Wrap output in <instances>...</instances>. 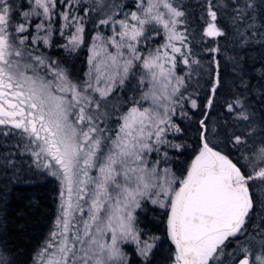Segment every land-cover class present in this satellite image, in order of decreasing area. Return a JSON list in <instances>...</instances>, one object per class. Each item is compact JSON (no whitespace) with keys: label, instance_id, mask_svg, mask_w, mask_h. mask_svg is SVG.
Masks as SVG:
<instances>
[{"label":"snow or ice","instance_id":"6c2138e0","mask_svg":"<svg viewBox=\"0 0 264 264\" xmlns=\"http://www.w3.org/2000/svg\"><path fill=\"white\" fill-rule=\"evenodd\" d=\"M57 3L58 0H34L31 11L21 12L15 0H0V125L10 124L27 133L39 149L33 155L50 158L44 167L52 170L51 175L61 180L64 189L61 215L56 221L58 231L51 233L52 240L42 253L45 264H121L125 256L117 241L130 238L139 242L133 228V211L140 207L142 198L152 196L156 197L151 199L153 204L167 209V235L174 245L172 264H221L226 242L244 230L253 208L249 182L264 180V167L246 175L242 165L238 166L209 145L204 120L200 121L202 144L183 178L171 176L165 169L162 182H157L156 167L149 169L146 158L159 150L155 145L165 143L163 137L168 128L180 130L171 117L176 114L179 100L175 97L183 85V79L175 75L177 54L183 64H189L190 50L187 54L183 51L187 37L177 29L183 23L180 18L184 12L170 0H141L137 11L130 13L131 23L127 17L112 21L120 26V31L109 41L116 53L105 52V59L93 65L100 55L93 48L89 64L96 72L95 85L91 71L89 79L77 84L52 63L46 65L44 58L27 51L30 36L25 33L29 31L30 17H42L35 28L37 33H44L32 36V44L37 41L50 44L56 16L64 22L62 28L75 29L69 36L70 45L75 47L83 42L82 18L71 12L73 0H67L69 11L56 12ZM59 3L65 4V0ZM101 5L102 0H98V7ZM233 6L238 13L242 12L236 0ZM208 15L211 20L204 35L222 36L211 3ZM110 20L111 17L101 19L99 23L106 25ZM147 26H153L157 35L162 29L165 42L144 55L137 45L141 38L148 39ZM123 49L131 58L121 63ZM25 57L34 60L36 66L46 67L58 81L57 90L70 93V98L54 95L53 82L39 77L36 66L21 65ZM134 60L141 62L153 86L143 97L151 99V106L132 107L121 117L115 135H105L108 129L97 123L100 101L93 94L104 99L117 81L122 85ZM22 67L32 69L34 75H27ZM101 80L106 82V87L99 86ZM208 103L211 105V100ZM235 103L240 105L239 101ZM192 106L196 107L195 101ZM233 110L229 104L228 111ZM238 119L248 121L249 116L242 111ZM232 140L236 145L245 142L241 135H234ZM257 158L264 162V147L258 150ZM92 169L97 175L90 174ZM109 232L111 243L106 244L103 238ZM152 247L145 242L141 252L146 254ZM242 251L244 255L237 264H264V241L258 253Z\"/></svg>","mask_w":264,"mask_h":264},{"label":"trees","instance_id":"16d2710c","mask_svg":"<svg viewBox=\"0 0 264 264\" xmlns=\"http://www.w3.org/2000/svg\"><path fill=\"white\" fill-rule=\"evenodd\" d=\"M134 2L102 0L98 7V0H80L74 10L77 15H84L83 42L72 51L66 50L62 46L64 35H57L56 28L48 49L41 53L56 60L72 80L81 83L93 35L104 28L99 21L113 19L122 7ZM170 2L184 12L180 18L183 23L177 29L187 37L183 51L187 54L190 50L189 64H183L177 54L175 75L183 79V85L182 95L175 97L179 103L171 120L180 130L168 128L163 137L165 143L155 145L159 150L147 155L148 164L167 166L175 177L183 178L202 144L200 121L204 120L210 146L242 165L246 175L254 169L258 171L264 167V162L257 158L258 150L264 147V0H236L242 9L240 13L233 0ZM209 3L217 12L216 23L224 33L222 36L204 35L211 20ZM247 4L252 7H246ZM150 89L152 84L140 61H136L124 83L115 86L108 95L119 102L110 108L108 119L101 121L109 133L132 107L151 106V99H143ZM192 101L196 102L195 108ZM229 104L233 105L232 112L228 111ZM242 111L248 114V121L238 119ZM234 135H241L245 142L234 144ZM33 152L30 138L23 130L10 126L0 132L1 264H32L58 215L59 179L39 163ZM249 188L253 208L244 230L226 242L221 264H234L244 254L242 249L258 253L264 241V180L250 181ZM166 213V208L149 199L140 200V207L133 212L134 229L140 240L148 237L153 247L141 254L134 242H124L122 246L128 256L124 264H172L174 245L167 235Z\"/></svg>","mask_w":264,"mask_h":264},{"label":"rangeland","instance_id":"374dc122","mask_svg":"<svg viewBox=\"0 0 264 264\" xmlns=\"http://www.w3.org/2000/svg\"><path fill=\"white\" fill-rule=\"evenodd\" d=\"M140 2H141V0H135L134 5H132V6H129L128 5V6L122 7V9L118 12L117 16L114 17L113 19H111L110 22H109V24L104 25V28H103L102 31H99L95 35H93V39L91 40V43L89 45V57H88V62H87V70H86V72L84 74L83 81L89 79V72L91 71V74H92V82L95 85L96 72H95V69H94L93 65L96 64V63H100L101 61H103L105 59V52H109V53H112V54H115L116 53V48L113 47L110 44L109 41H110V38L113 37L116 34V32H119L120 31V26H119V23L113 24L112 21H117L118 22V21H121V20H125L126 17H127L128 21L131 23L132 21L130 20V13L131 12H134V11H137V4H139ZM33 3H34V0H17L15 2V6L21 12H27V11H31V6H32ZM66 3H67V0H65V4L59 3V0H58L56 12L69 11L68 7H66ZM75 4H76V0H73V6L71 8V12L73 14L77 15L75 13V10H74ZM161 10L163 11V9H161ZM77 16H79V17L82 18L81 19V24L83 26V20H84V17L83 16L84 15L83 14H80V15H77ZM41 19H42V17H30L29 18V21H28V23L30 24L29 31L27 33H25V35H29L30 36V40L28 42L27 51H31L34 56L35 55H39L42 58H44L46 65L49 64V63H52L53 64V67L54 68H58L59 70H62L65 73V75L67 76V78L72 83H77L76 81L72 80L68 76V73L63 68H61V66H59L56 63V60H54V59H52V60L51 59H47L45 56H43V54L41 52H43L44 50H47L50 44L49 45H44L41 41H37L35 44H32L31 43V37L32 36H36V35H41L42 36V35H44L43 32L37 33V30L35 28V25L37 23L41 22ZM53 20H54V23L52 24V28H51L52 35L50 37V43L52 41L53 36L55 35V29L57 28V31H59L58 33H56L57 35H59L61 31L64 32V38H63L64 39V42L62 43V46L66 50H69V51L74 50L78 45L75 46V47H73L72 45H70L69 44V36H70L71 33L74 32L75 29L74 28H62V25H63L64 22L61 19H59L58 16L54 17ZM45 23H47V21H45ZM145 35L148 37V39L141 38L140 43L137 45V47L140 50V52L143 53L144 55H147L149 51H151V50H153L155 48L160 47L165 42L164 34H163V30L162 29L160 30V34L157 35L153 31V26H147ZM96 36H99L100 39H98V40L97 39H94ZM117 40H119V37L118 36H117ZM65 45H67V47H65ZM177 46H179L178 42H177ZM93 48H95V50L97 52H99L100 55L97 56L96 59L93 61V65H90L89 64V58L93 55ZM123 51H124L125 54H124L123 57H121V63L124 60L131 58L130 54L127 52L126 49H123ZM135 62L136 61L134 60L133 61V64ZM24 63H31L34 66H36V62L34 60H32L31 58H29V57H25L24 59L21 60V65H23ZM166 67H168V65H166ZM141 69L143 70V73L146 76L145 70L142 67H141ZM22 70H24L27 75H30V76L31 75H34L32 69H23V67H22ZM36 71H37L39 77H42L45 81H52L53 82L52 83V89L51 90H52V92H53L54 95H57V96L66 95V96H68L70 98V93H61V92H59L57 90L56 85H57L58 81L56 80V78L53 75L50 74V71L46 67L36 66ZM109 71H111V70H109ZM176 77H178V76H176ZM147 79H149V78L147 77ZM82 82L81 83H77V84H82ZM118 84H119V82L117 81V84L115 86H117ZM174 84H175V80H173V85ZM99 86L102 87V88L103 87H106V82L104 80H101ZM156 88L159 89V85H157ZM170 90H171V86L169 87V91ZM93 95L95 96V98L97 100L100 101V108L96 112V115L99 117V119L97 120V123L99 124V126L101 128H106L105 125H104V122L103 123L101 122L102 121V118L104 120L108 119L110 108L113 105L118 104L119 102H118V100H114V99L108 98V96L106 98H104V99H101L99 97V94L94 93ZM121 123H122V121H121ZM10 126H11L10 124H8V125H0V132L2 130H4V128H8ZM117 129H118V127L113 132H110V133L107 131V132H105V135L114 136ZM30 142H31V149H33V151H38L39 149L36 147V145L32 142L31 139H30ZM34 157H36L37 160L39 161V163L42 164V165H45L50 160V158L45 157L43 154L40 157H37L35 155H34ZM190 164H189V166H190ZM152 167H156L157 177L159 178L157 182H162V178L165 176V169L168 170V173H170L171 176H174L173 173H172V171H171V169L169 167H167V166L157 167L155 165L148 164V168L149 169H151ZM49 170L52 171L51 169H49ZM90 174L93 175V176H95V175H97V172H96L95 169H92L90 171ZM59 183H60V195H59V206H58V215H57V218H58V216L61 215L60 205L63 202V199L65 198V197H62L61 196V192L64 189H63L62 182H61L60 179H59ZM249 190H250V188H249ZM145 198H147V199H149L151 201V199H155L156 197L155 196H152L151 198H148V197H145ZM160 199H163V196H161ZM135 209H134V211H135ZM76 215L79 216V213H77ZM57 218L55 220L54 228L51 231V233L54 232V231H58V229L56 228ZM133 228H134V221H133ZM51 233L49 235V238L45 241V243L42 245V247L37 252L35 258L33 259L32 264H45L46 257L44 259H42V253L44 252V249L47 247L48 242L52 240ZM103 242L106 243V244H110L111 243V233L110 232L107 233L104 236ZM124 242H134V241H132L130 238L128 240L118 239V241H117L118 247L120 248V250L122 251V253H124V256H125V260L123 262H121V264H124L126 262L127 257H128L127 254H126V252L124 251L123 246H122ZM145 242L151 244L148 241V237H146V239H144V240H140L139 239V242L138 243L137 242H134L137 245L138 251L141 254H144V253L141 252V249L144 248ZM53 250L54 249H49V251H53ZM0 264H1V260H0Z\"/></svg>","mask_w":264,"mask_h":264},{"label":"water","instance_id":"95a60500","mask_svg":"<svg viewBox=\"0 0 264 264\" xmlns=\"http://www.w3.org/2000/svg\"><path fill=\"white\" fill-rule=\"evenodd\" d=\"M243 255H244V254H243ZM243 255H241L239 258H241ZM239 258H238V259H239ZM238 259L236 260V262H235L234 264H237Z\"/></svg>","mask_w":264,"mask_h":264},{"label":"flooded vegetation","instance_id":"af4514ba","mask_svg":"<svg viewBox=\"0 0 264 264\" xmlns=\"http://www.w3.org/2000/svg\"><path fill=\"white\" fill-rule=\"evenodd\" d=\"M9 128V127H8ZM8 128H5L4 130H7Z\"/></svg>","mask_w":264,"mask_h":264}]
</instances>
